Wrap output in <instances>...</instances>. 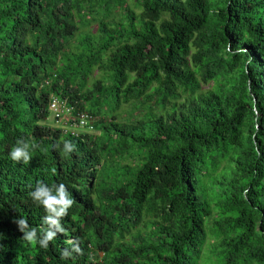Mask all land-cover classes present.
Wrapping results in <instances>:
<instances>
[{
    "label": "trees",
    "instance_id": "16d2710c",
    "mask_svg": "<svg viewBox=\"0 0 264 264\" xmlns=\"http://www.w3.org/2000/svg\"><path fill=\"white\" fill-rule=\"evenodd\" d=\"M131 1L0 0V264H199L206 229L216 264H264V0Z\"/></svg>",
    "mask_w": 264,
    "mask_h": 264
},
{
    "label": "clouds",
    "instance_id": "9594fccd",
    "mask_svg": "<svg viewBox=\"0 0 264 264\" xmlns=\"http://www.w3.org/2000/svg\"><path fill=\"white\" fill-rule=\"evenodd\" d=\"M92 130H87V132H91ZM10 156L16 161L23 159L24 163H28L30 160L29 153L23 148L19 147H14L10 153ZM31 196L35 201H38L44 206L45 210L49 213L47 220L51 223H58V221L53 218L51 213H55L58 217L64 216L66 214L67 208L72 204V200L67 197L63 185H60V188L56 189L55 195L51 194L50 188L40 185L34 192L31 193ZM19 224L21 225L22 231L27 228V222L25 220L21 219ZM55 234L56 233L54 231L47 230L42 238L37 241L36 229L33 228L30 231H25L24 239L33 245L39 242L41 246L47 247L48 242L54 238Z\"/></svg>",
    "mask_w": 264,
    "mask_h": 264
},
{
    "label": "built area",
    "instance_id": "2783aa9c",
    "mask_svg": "<svg viewBox=\"0 0 264 264\" xmlns=\"http://www.w3.org/2000/svg\"><path fill=\"white\" fill-rule=\"evenodd\" d=\"M74 103L53 97L49 106L48 118L54 119L55 124L64 132L70 131L74 135H78L81 131L92 130L93 117L85 110H76Z\"/></svg>",
    "mask_w": 264,
    "mask_h": 264
},
{
    "label": "rangeland",
    "instance_id": "374dc122",
    "mask_svg": "<svg viewBox=\"0 0 264 264\" xmlns=\"http://www.w3.org/2000/svg\"><path fill=\"white\" fill-rule=\"evenodd\" d=\"M130 4L132 5L131 7H133L135 9V12L138 13L139 9L134 7L132 4V1L130 0ZM91 27L95 28V24H91L89 26H84L81 25L78 32L76 33V35L70 40V44L74 45L78 42L79 36L81 34H83L84 32H86L87 30H89ZM101 77V72L98 71V69H95L93 74L89 77L87 83L85 84L86 88H91L92 87V83L94 81H96L97 79H99ZM207 86H204V88H206ZM83 89V91H85V89ZM131 106H124V107H120V109L118 110V113L121 117L127 116L128 115V111L130 109ZM51 124V123H50ZM91 132H94L95 134H98L99 131L98 130H92ZM223 163L219 164L217 170L214 172V175L217 177V174H219L220 170L222 169ZM209 188V186H208ZM207 192H210L209 189ZM200 195H202V192H199ZM204 193V192H203ZM213 216H216V213L213 212ZM206 241L204 243V245L202 246L201 252H200V258H199V264H216V251H214V237L210 235V230L206 229ZM101 255V253H100Z\"/></svg>",
    "mask_w": 264,
    "mask_h": 264
},
{
    "label": "bare ground",
    "instance_id": "6f19581e",
    "mask_svg": "<svg viewBox=\"0 0 264 264\" xmlns=\"http://www.w3.org/2000/svg\"><path fill=\"white\" fill-rule=\"evenodd\" d=\"M109 234V233H108Z\"/></svg>",
    "mask_w": 264,
    "mask_h": 264
}]
</instances>
